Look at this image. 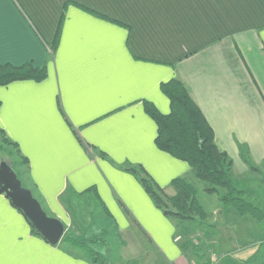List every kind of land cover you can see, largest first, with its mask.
Masks as SVG:
<instances>
[{"label":"crops","instance_id":"0c3cea01","mask_svg":"<svg viewBox=\"0 0 264 264\" xmlns=\"http://www.w3.org/2000/svg\"><path fill=\"white\" fill-rule=\"evenodd\" d=\"M27 62L47 64L48 78L0 86V130L29 161L33 195L64 224L79 225L72 215L80 213L89 226L83 207H94L114 236L140 244L146 236L165 264H188L172 222L122 169L143 167L170 196L173 180H196L187 162L157 147L145 111L148 102L170 114L161 85L172 79L187 86L232 159L235 186L264 190V0H0V63ZM0 264L92 263L35 235L0 195Z\"/></svg>","mask_w":264,"mask_h":264},{"label":"rangeland","instance_id":"374dc122","mask_svg":"<svg viewBox=\"0 0 264 264\" xmlns=\"http://www.w3.org/2000/svg\"><path fill=\"white\" fill-rule=\"evenodd\" d=\"M2 161H6L13 168L26 188L30 189L33 186L29 161L21 155L18 145L0 130V163ZM247 184L249 190L245 191L244 198L264 211V190L261 194L257 193V187L250 182ZM217 189L218 194H210L218 196L221 201L227 192L221 188ZM207 193L204 192L203 199L205 209L200 203L203 208L202 214L197 209L180 211L167 191L165 194H159L164 211L171 215L169 217L171 220L167 218L175 228L173 242L179 256L186 262L189 261L188 264H245L247 261V264H264V221L259 222L249 214L241 215L222 201L219 205L213 206ZM83 208L86 214L85 223L89 226L83 227L84 215L80 213L72 215L83 218L81 221L77 220L79 225L65 224L66 232L62 244L67 245L69 249L85 255L79 248L66 242L68 239H74L97 250L105 264H165L161 259L162 251L148 237H139L145 242L140 244V241L137 242V239L131 238L128 234L121 238L118 235L114 236V230L101 222L102 219L98 213L96 214L94 207H90V213ZM91 213H95L94 216L87 219ZM176 213L191 220L181 221L176 217L178 216ZM130 239H135L136 242L127 243ZM252 258L255 259L253 263L249 261ZM174 262L172 261V264H177Z\"/></svg>","mask_w":264,"mask_h":264},{"label":"trees","instance_id":"16d2710c","mask_svg":"<svg viewBox=\"0 0 264 264\" xmlns=\"http://www.w3.org/2000/svg\"><path fill=\"white\" fill-rule=\"evenodd\" d=\"M78 6L98 18L110 20L88 8ZM65 15L64 9L52 45V53L58 48ZM113 22L116 23V21ZM47 78V64L42 67H35L33 62H27L21 66L0 63V86H8L20 81L40 83ZM161 90L170 100V114L164 115L151 103L145 102L146 113L158 126L156 145L160 150L169 153L174 158L187 162L196 179L192 182L189 178L183 177L172 181L171 187L174 189L175 194L171 196V199L176 202V207L180 211L197 209L202 214L203 208L198 197V192L202 189V186L203 191L208 193H217V188H221L227 192L221 198L223 204L232 206L241 215L249 214L259 222L264 221V211L254 205V203L246 200L244 198L246 192L239 190L235 186L232 179L234 163L227 153L218 149L214 130L192 98L187 86L179 79H172L167 83H163ZM1 106L2 102L0 101V108ZM1 132L4 133L3 131ZM122 169L135 176L152 198L156 207L166 217H171L169 213L164 211L162 199L159 196V194H165L166 189L160 188L147 171L139 165L129 164ZM196 183L199 185L197 186ZM176 214L178 215L176 217L181 221L191 220V218L184 215L180 216V213ZM29 224L33 233L42 237L30 222ZM66 242L83 251L90 263L105 264L99 252L92 247L82 245L74 239H68Z\"/></svg>","mask_w":264,"mask_h":264},{"label":"water","instance_id":"95a60500","mask_svg":"<svg viewBox=\"0 0 264 264\" xmlns=\"http://www.w3.org/2000/svg\"><path fill=\"white\" fill-rule=\"evenodd\" d=\"M0 195H5L49 244L56 246L61 243L66 232L65 224L46 213L33 192L23 185L6 161L0 163Z\"/></svg>","mask_w":264,"mask_h":264}]
</instances>
